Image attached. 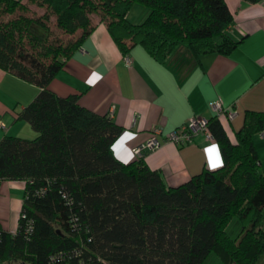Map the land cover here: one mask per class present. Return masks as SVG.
<instances>
[{
    "label": "trees",
    "instance_id": "obj_1",
    "mask_svg": "<svg viewBox=\"0 0 264 264\" xmlns=\"http://www.w3.org/2000/svg\"><path fill=\"white\" fill-rule=\"evenodd\" d=\"M30 1L49 12L1 21L28 6L0 0V69L39 87L18 114L37 135L0 140V182L25 181L17 231L0 226V264H203L213 252L224 264H259L264 172L253 137L264 129L263 111L245 113L235 142L219 115L208 118L222 166L169 186L142 157H116L122 127L109 113L81 105L79 93L62 96L49 87L93 29V14L123 54L137 44L160 63L179 47L197 58L228 54L239 41L227 32L233 14L226 0ZM135 4L148 9L137 23L127 18ZM49 13L65 34L81 35L52 41ZM234 217L241 222L237 239L226 230Z\"/></svg>",
    "mask_w": 264,
    "mask_h": 264
},
{
    "label": "crops",
    "instance_id": "obj_2",
    "mask_svg": "<svg viewBox=\"0 0 264 264\" xmlns=\"http://www.w3.org/2000/svg\"><path fill=\"white\" fill-rule=\"evenodd\" d=\"M27 0H22L26 2ZM233 14L227 32L239 41L228 54L207 53L198 58L179 47L166 63L155 60L141 45L123 54L111 37L107 24L91 16L93 29L84 37L73 55L49 83L58 95L79 93V103L113 120L122 132L113 145L118 159L137 160L132 149L145 143L159 128L161 145L146 150L143 161L161 173L169 186L180 185L204 168L222 166V156L213 136L197 134L187 144L165 141V135L194 116L215 115L209 102L219 99L235 111L232 118L219 115L222 125L235 142L247 111L264 112V0H226ZM136 6V7H135ZM140 8L135 20L144 19L148 9ZM78 30L70 37L77 39ZM128 60V61H127ZM39 92V87L0 69V140L5 135L33 138L32 125L18 119L19 112ZM254 143L264 172V137L254 134ZM25 194V181L3 179L0 182V226L15 233Z\"/></svg>",
    "mask_w": 264,
    "mask_h": 264
},
{
    "label": "built area",
    "instance_id": "obj_3",
    "mask_svg": "<svg viewBox=\"0 0 264 264\" xmlns=\"http://www.w3.org/2000/svg\"><path fill=\"white\" fill-rule=\"evenodd\" d=\"M128 61V60H127ZM209 107L214 111L216 115H221L226 113L229 118H232L235 114V111L230 107H225L219 99L212 100L209 102ZM113 108L109 113L112 116ZM0 126L5 127V123L0 121ZM260 135L264 137V129L260 132ZM160 134V129L155 128L154 134L149 138L145 143L140 146L135 147L133 152L137 157H142L144 152L149 149H155L159 147L162 143L159 140L158 135ZM197 134H204L206 137H211V131L208 126V118L204 116H194L187 123L181 125L180 127L174 129L173 131L165 135V141L174 142L176 144L182 145L190 143L194 140V137ZM45 188L38 191V194H43Z\"/></svg>",
    "mask_w": 264,
    "mask_h": 264
},
{
    "label": "rangeland",
    "instance_id": "obj_4",
    "mask_svg": "<svg viewBox=\"0 0 264 264\" xmlns=\"http://www.w3.org/2000/svg\"><path fill=\"white\" fill-rule=\"evenodd\" d=\"M25 4L28 6L27 10H17L13 14H4L1 17V21H7L21 14L29 16V17L37 18V17H41L44 13L49 12L47 11L45 6H40L38 5L37 2L27 0ZM136 5H139L140 7H142V9L143 8L147 9L142 4H136ZM135 7L131 8V14L134 16V18H136L135 20H137L142 10L140 8H135ZM96 15L99 16V14H96ZM141 21H138V22H141ZM46 24L50 28V33H51L50 39L52 41L61 42L63 44H66L69 41L75 40V38H72L69 35L65 34L61 29L57 27L55 16L52 13H49V19L46 21ZM226 230L233 239H237L239 237L240 230H241V222L239 221V219L237 217L232 218L229 224L227 225ZM203 264H224V263L221 261L218 255L213 252L209 255V257L206 259V261ZM259 264H264V255L261 258Z\"/></svg>",
    "mask_w": 264,
    "mask_h": 264
}]
</instances>
